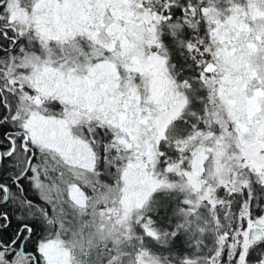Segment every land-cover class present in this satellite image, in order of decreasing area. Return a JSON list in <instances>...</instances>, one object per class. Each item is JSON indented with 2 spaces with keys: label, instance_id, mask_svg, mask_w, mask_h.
<instances>
[{
  "label": "snow or ice",
  "instance_id": "obj_1",
  "mask_svg": "<svg viewBox=\"0 0 264 264\" xmlns=\"http://www.w3.org/2000/svg\"><path fill=\"white\" fill-rule=\"evenodd\" d=\"M0 264H264V0H0Z\"/></svg>",
  "mask_w": 264,
  "mask_h": 264
}]
</instances>
